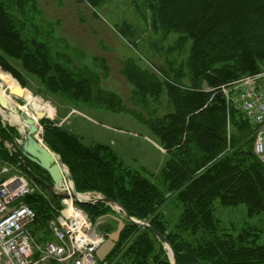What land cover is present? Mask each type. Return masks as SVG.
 Returning a JSON list of instances; mask_svg holds the SVG:
<instances>
[{
  "label": "trees",
  "instance_id": "1",
  "mask_svg": "<svg viewBox=\"0 0 264 264\" xmlns=\"http://www.w3.org/2000/svg\"><path fill=\"white\" fill-rule=\"evenodd\" d=\"M84 1L96 7L104 0ZM146 8L154 29L178 34L177 44L191 43L185 60L188 86L179 82V71L173 79L164 72L159 80L131 61L122 69L140 102L146 96L157 98L164 89L173 106L161 117L144 120L166 153L159 172L149 175L144 169L130 168L108 144L87 146L47 120L41 122V140L59 154L78 192L101 194L163 235L175 254V264H264V164L253 152V126L239 110L226 105L219 90L264 67V0H146ZM24 24L0 6L3 70L21 85L35 78L51 94L74 100L93 94L94 103L106 110L122 109L120 99L100 89L94 77L69 67L64 53L66 61L57 62L33 32L24 38ZM18 136L16 128L0 122L1 159L18 162L3 143ZM26 163L28 175H39L34 172L41 170L36 164ZM19 167L24 171L23 165ZM40 188L44 190L41 184ZM25 202L35 211L33 236L39 242L49 240L51 236L42 233L49 234L47 223L60 207L58 200L35 193ZM76 204L92 220L111 212L102 202ZM169 206L176 210L175 216L166 215ZM217 207H243L246 217L257 218L261 227L245 223L229 228L216 215ZM106 220L102 230L110 232L114 226ZM39 223L46 225L41 235ZM163 244L147 228L125 221L108 256L120 253V260L130 264H170Z\"/></svg>",
  "mask_w": 264,
  "mask_h": 264
},
{
  "label": "rangeland",
  "instance_id": "2",
  "mask_svg": "<svg viewBox=\"0 0 264 264\" xmlns=\"http://www.w3.org/2000/svg\"><path fill=\"white\" fill-rule=\"evenodd\" d=\"M0 6L15 20L25 21L22 31L24 38L27 35L31 36L30 32H33L39 41L47 44L53 60L61 63L66 61L64 53L69 59V67L72 66L78 71L85 72L89 77H94L100 89L114 93L121 102L122 109L112 112L94 103L97 99L93 98V94H90L86 100L79 98L74 100L61 93L51 94L46 92L35 78H28L27 84L21 85L8 71L0 67L2 73L8 74L17 82L20 90H28L34 97L41 99L52 108L53 114L40 110L42 113L35 119L39 129L35 134L36 139L46 146L41 140L43 131L41 122L47 120L53 126L76 135L87 146L98 143L108 144L130 168L144 169L147 174L156 175L166 160V153L144 124V120L161 117L171 112L173 106L164 89H161L157 98L146 96L144 102H140L139 97L135 95L134 86L126 79L122 69L131 61L159 80L164 79V72L167 73L168 78L173 79L174 72L179 71L181 75L179 82L188 86L189 76L185 60L189 53L190 41L177 44L178 34L165 33L160 28L154 29L151 14L146 8V0H104L96 7L90 6L84 0H0ZM14 65L18 66L15 63ZM261 72H264V67L258 72L221 85L219 90L225 98L224 92L229 95L232 89L241 87L240 82L235 85L230 83ZM202 86L209 89L205 85ZM12 96L13 103L19 106L24 104L21 97L15 94ZM71 101H90L93 104ZM225 102L227 105L226 98ZM12 107L17 111L16 113L27 117L26 110L15 105ZM4 113L8 116L6 112ZM234 117L240 119L238 113H235ZM0 122L21 132L27 130L26 127L23 130L20 124H11L8 120L0 118ZM65 169L69 171L66 166ZM63 179L71 184L64 175ZM33 182L40 188L38 182L34 179ZM86 192L89 191L83 193ZM77 207L87 215L82 208ZM110 208V213L94 217L93 220L87 215L102 241L116 229L117 219H123L122 215ZM175 213L174 208L170 206L166 208V215L175 216ZM216 215L229 228L235 226V229H238L245 223L261 227L257 218L250 220L246 217L243 207L237 209L217 207ZM106 219H109L111 221L109 224L114 226L110 232L102 230L103 226H107ZM141 222L147 223L142 220ZM44 224L39 223L38 235L46 231ZM42 235L51 236L46 232ZM261 239L264 241V235ZM163 249L171 261V253L165 244ZM108 255L106 256L108 260L104 264H130L120 260V253L114 252ZM46 264L52 263L46 262Z\"/></svg>",
  "mask_w": 264,
  "mask_h": 264
},
{
  "label": "built area",
  "instance_id": "3",
  "mask_svg": "<svg viewBox=\"0 0 264 264\" xmlns=\"http://www.w3.org/2000/svg\"><path fill=\"white\" fill-rule=\"evenodd\" d=\"M246 77L230 83L240 82L241 87L232 89L229 95L223 92L227 105L238 109L253 125V152L264 164V72ZM17 141L14 138L13 142H3L10 155L16 154ZM17 157L18 162L0 158V264H99L95 250L102 239L72 198L57 199L60 207L47 223L49 240L39 242L33 236L30 226L35 211L26 204L25 198L35 193L48 194L29 179L19 167L21 160ZM54 189L57 193L69 194L71 184L63 179ZM83 197L78 198L87 200L99 195L86 192Z\"/></svg>",
  "mask_w": 264,
  "mask_h": 264
},
{
  "label": "water",
  "instance_id": "4",
  "mask_svg": "<svg viewBox=\"0 0 264 264\" xmlns=\"http://www.w3.org/2000/svg\"><path fill=\"white\" fill-rule=\"evenodd\" d=\"M3 95V94H2ZM0 94V97L2 96ZM0 107H2L0 103ZM2 109V108H1ZM7 109H3L6 111ZM17 112L16 110H14ZM21 119H24V127L27 128L26 131H18V139L14 145L16 147V154L19 156L21 160V164L23 165V169L28 173L27 170V163L26 160L36 164L42 172L37 176H32V178L42 185V187L46 190L47 194L52 197L53 199H60V198H67L70 197L75 200L77 203H95V202H102L104 204L109 205L114 210H116L120 215H122L125 221L130 222L131 224H135L141 227L147 228L153 235H155L159 240H161L169 249L171 253V261L170 264H175V254L167 242L165 237L158 233L154 228L149 226L147 223L141 222L129 216L125 210L116 202L104 198V197H90V199L83 200V196L85 193L77 192L75 190V186L72 181V177L65 169L60 156L57 153H54L48 149L47 146H44L39 140L36 139L35 134L38 133V125L29 117H24L20 114ZM0 118L2 120H6L3 118L2 114L0 113ZM29 174V173H28ZM63 175L67 177L70 182L72 189L70 194L67 193H57L55 192L54 186H57L59 182L62 180ZM41 178V181L39 178ZM78 197H83L79 200ZM123 219H117V227L114 231H112L107 238H105L96 248L95 256L98 261L102 262L106 256L110 253V251L115 246L116 240L118 239L121 230L125 226V222Z\"/></svg>",
  "mask_w": 264,
  "mask_h": 264
},
{
  "label": "bare ground",
  "instance_id": "5",
  "mask_svg": "<svg viewBox=\"0 0 264 264\" xmlns=\"http://www.w3.org/2000/svg\"><path fill=\"white\" fill-rule=\"evenodd\" d=\"M19 89V90H18ZM0 103L2 107H0V113L2 114L3 118L8 120L11 124L19 125L23 129L24 119H21V116L16 113L12 107L15 105L17 108L26 110V116L31 118L34 122H36V118L42 112L46 111L47 113L53 114V110L49 104L44 103L41 99L34 97L28 90L21 89L18 87L17 82L8 74H4L0 71ZM15 94L23 100L24 104L19 106L13 103L12 95ZM2 108V109H1ZM7 109L6 113L8 116L5 115V111L3 109ZM34 114V115H33ZM62 189L65 188L64 184H60Z\"/></svg>",
  "mask_w": 264,
  "mask_h": 264
},
{
  "label": "flooded vegetation",
  "instance_id": "6",
  "mask_svg": "<svg viewBox=\"0 0 264 264\" xmlns=\"http://www.w3.org/2000/svg\"><path fill=\"white\" fill-rule=\"evenodd\" d=\"M30 169H31V168H29V170H30ZM31 170H32V169H31ZM31 170H30V171H31ZM33 170H34V169H33ZM34 172L40 174V173L42 172V170H34ZM33 176H35V175H33Z\"/></svg>",
  "mask_w": 264,
  "mask_h": 264
},
{
  "label": "crops",
  "instance_id": "7",
  "mask_svg": "<svg viewBox=\"0 0 264 264\" xmlns=\"http://www.w3.org/2000/svg\"><path fill=\"white\" fill-rule=\"evenodd\" d=\"M165 156H166V154H165Z\"/></svg>",
  "mask_w": 264,
  "mask_h": 264
}]
</instances>
